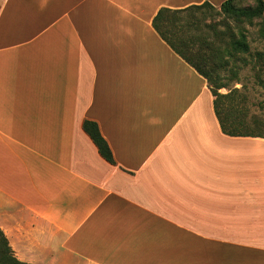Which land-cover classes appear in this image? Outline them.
<instances>
[{
	"label": "crops",
	"instance_id": "1",
	"mask_svg": "<svg viewBox=\"0 0 264 264\" xmlns=\"http://www.w3.org/2000/svg\"><path fill=\"white\" fill-rule=\"evenodd\" d=\"M225 1L0 0V229L20 261L264 264V137L223 133L153 26Z\"/></svg>",
	"mask_w": 264,
	"mask_h": 264
},
{
	"label": "trees",
	"instance_id": "2",
	"mask_svg": "<svg viewBox=\"0 0 264 264\" xmlns=\"http://www.w3.org/2000/svg\"><path fill=\"white\" fill-rule=\"evenodd\" d=\"M241 1L227 0L220 8H216L209 3L193 5L180 10L163 8L154 18L153 26L175 52L207 79L215 97V113L223 133L229 136L264 137V124L262 121L250 116L248 109L238 106V102L234 98V93L237 92V89L225 95L221 94L219 91L225 88L226 85L213 79L211 74L205 70L213 56L219 57L220 63L225 65L228 64L227 59L222 58L219 54L225 52L229 58H233V53L247 52L249 50L247 43L232 36L228 47H214V42L208 40L202 34H199L200 36L192 35L193 30L197 31L200 28L208 27L215 31L216 40L223 44L225 42L224 37L227 36V31L225 30L218 31L215 26L201 24V17L196 15L197 12H201L203 15H207L208 12H217L223 15L224 18L232 19L237 23L250 22V24H253L257 21L264 35V0H251L252 4L248 5H243ZM228 28L226 26L227 30ZM207 50L212 51L211 55L206 53ZM83 127L98 148L101 156L107 162L114 164L113 153L108 142L102 136L97 123L85 121ZM0 264H28L17 258L7 236L1 229Z\"/></svg>",
	"mask_w": 264,
	"mask_h": 264
},
{
	"label": "rangeland",
	"instance_id": "3",
	"mask_svg": "<svg viewBox=\"0 0 264 264\" xmlns=\"http://www.w3.org/2000/svg\"><path fill=\"white\" fill-rule=\"evenodd\" d=\"M241 2L243 5L252 4L251 0H242ZM196 15L201 17V24L215 26L218 31L225 30L227 36L224 37L223 44L216 40L215 31L208 27L200 28L197 31L193 30V36L202 34L214 42V47L221 48L228 47L232 36L247 43L249 47L247 52L233 53V58H229L225 52L219 54L222 58L227 59L228 64L225 65L220 63L219 57L213 56L205 70L211 74L213 79L226 85L219 91L221 94L225 95L237 89L234 98L237 100L238 106L248 109L250 116L264 124V35L257 24L258 22L255 21L253 24L250 22L237 23L232 19L224 18L217 12H208L207 15L197 12ZM226 26L229 27L228 30ZM211 52L206 51L209 55Z\"/></svg>",
	"mask_w": 264,
	"mask_h": 264
}]
</instances>
